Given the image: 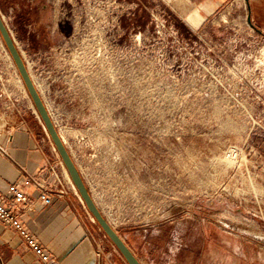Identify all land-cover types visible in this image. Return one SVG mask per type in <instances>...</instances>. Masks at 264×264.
<instances>
[{"label": "rangeland", "instance_id": "rangeland-1", "mask_svg": "<svg viewBox=\"0 0 264 264\" xmlns=\"http://www.w3.org/2000/svg\"><path fill=\"white\" fill-rule=\"evenodd\" d=\"M196 9L0 0L86 186L138 259L264 264V32L230 4L193 28L183 13ZM12 110L48 135L0 35V112Z\"/></svg>", "mask_w": 264, "mask_h": 264}, {"label": "crops", "instance_id": "crops-1", "mask_svg": "<svg viewBox=\"0 0 264 264\" xmlns=\"http://www.w3.org/2000/svg\"><path fill=\"white\" fill-rule=\"evenodd\" d=\"M190 1L197 9L183 14L193 28L198 29L230 4L245 8L252 25L264 32V0ZM61 161L50 136L36 121H27L14 110L8 115L0 112V196L12 202L8 192L11 184L29 196L33 205L21 212L11 203L12 209L20 212L27 229L60 264H129L88 213ZM26 172L43 176L47 181L53 191L50 203L40 198L38 188L25 184ZM63 187L65 194H56ZM0 264L45 263L26 247L15 229L0 220ZM213 264H218L216 259ZM229 264H237L236 256Z\"/></svg>", "mask_w": 264, "mask_h": 264}, {"label": "water", "instance_id": "water-1", "mask_svg": "<svg viewBox=\"0 0 264 264\" xmlns=\"http://www.w3.org/2000/svg\"><path fill=\"white\" fill-rule=\"evenodd\" d=\"M250 21V17H248ZM261 32V30L257 29ZM0 35L17 67L20 77L31 97L33 105L38 113L43 125L50 136L52 142L58 151L64 166L66 167L71 180L76 187L78 193L80 194L82 200L86 204L88 210L98 221L99 225L103 228L107 236L112 240L117 249L122 253L129 264H142V262L137 258L132 249L126 244L124 239L117 233L109 221L104 217L103 213L96 204L91 192L89 191L86 183L73 160L62 135L58 131L52 116L45 104V101L31 75L30 69L25 62V59L17 46V42L9 29L7 23L5 22L1 12H0Z\"/></svg>", "mask_w": 264, "mask_h": 264}, {"label": "built area", "instance_id": "built-area-1", "mask_svg": "<svg viewBox=\"0 0 264 264\" xmlns=\"http://www.w3.org/2000/svg\"><path fill=\"white\" fill-rule=\"evenodd\" d=\"M61 164H63L62 161ZM24 182L26 185L38 188L40 191L41 199H44V201H46L47 203H50L52 201V197L50 194H53V191L51 190L49 184L43 178V176L41 177L26 172ZM8 192L12 196L11 203L15 205L20 212L23 211L25 207H32L33 201L16 185L11 184L8 188ZM65 192L66 190L63 187L58 192H56V194L63 196ZM11 203L6 200V197L0 196V220L15 229L26 247L32 250L43 263L60 264L58 260L50 253L49 249L46 246L42 245L39 238L35 237L27 229L25 223L21 219L20 212L14 211L11 207Z\"/></svg>", "mask_w": 264, "mask_h": 264}, {"label": "bare ground", "instance_id": "bare-ground-1", "mask_svg": "<svg viewBox=\"0 0 264 264\" xmlns=\"http://www.w3.org/2000/svg\"><path fill=\"white\" fill-rule=\"evenodd\" d=\"M63 134V133H62ZM62 137H63V135H62ZM63 139H64V137H63Z\"/></svg>", "mask_w": 264, "mask_h": 264}]
</instances>
